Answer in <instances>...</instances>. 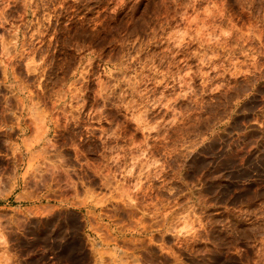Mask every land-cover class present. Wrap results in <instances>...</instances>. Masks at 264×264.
Listing matches in <instances>:
<instances>
[{
    "label": "rangeland",
    "instance_id": "1",
    "mask_svg": "<svg viewBox=\"0 0 264 264\" xmlns=\"http://www.w3.org/2000/svg\"><path fill=\"white\" fill-rule=\"evenodd\" d=\"M0 264H264V0H0Z\"/></svg>",
    "mask_w": 264,
    "mask_h": 264
}]
</instances>
